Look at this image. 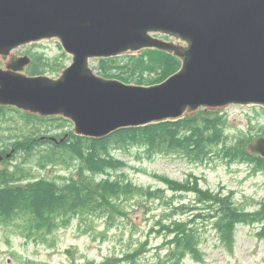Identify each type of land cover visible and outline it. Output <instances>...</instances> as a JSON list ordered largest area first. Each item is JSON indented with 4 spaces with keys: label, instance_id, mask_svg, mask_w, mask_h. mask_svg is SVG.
<instances>
[{
    "label": "water",
    "instance_id": "obj_1",
    "mask_svg": "<svg viewBox=\"0 0 264 264\" xmlns=\"http://www.w3.org/2000/svg\"><path fill=\"white\" fill-rule=\"evenodd\" d=\"M50 38L72 62L57 78L26 74L30 57L11 51ZM144 49L179 57V70L144 86L89 67ZM0 59V105L61 115L89 138L199 108L264 106V0H0ZM252 148L264 158V137Z\"/></svg>",
    "mask_w": 264,
    "mask_h": 264
},
{
    "label": "trees",
    "instance_id": "obj_2",
    "mask_svg": "<svg viewBox=\"0 0 264 264\" xmlns=\"http://www.w3.org/2000/svg\"><path fill=\"white\" fill-rule=\"evenodd\" d=\"M30 55L26 69L30 76L55 73L64 67L43 52ZM97 61L105 76L103 71L118 68L119 75L127 79L125 70L129 67L139 74L151 73L155 84L177 72L181 65L179 57L157 49ZM260 107L257 113L264 116V106ZM228 129L224 112L199 108L176 120L121 128L102 138H89L75 134L72 123L61 115L43 117L0 105V154L5 156L9 149L13 158L16 154L23 156L15 169L0 170V225L12 226L29 240L43 241L46 234L69 226L74 219L79 225H86V216L98 214L112 222L117 214L124 213L121 204L125 197L138 195L146 200H162L164 211L168 210L159 215L151 228V233L169 238L166 258L160 264H179L187 255L202 261V238L196 224L204 217L211 222L220 246L229 253L234 248L237 225L258 227L255 236L264 240V200L247 210L236 203L232 192L204 188L192 174L184 181L164 180V189L149 191L133 183L124 173L127 161L114 155L117 151L130 153L128 149L133 147L138 151L136 159L176 154L191 164H199L220 158L249 166L253 172H264V158L252 148L258 136L240 133L231 140ZM260 131L264 137V128ZM46 167L71 168V174H33L37 168ZM165 190L173 195L190 194L192 202L171 206L164 200ZM175 215L191 218L177 220L173 219ZM136 254H126L124 262L133 263Z\"/></svg>",
    "mask_w": 264,
    "mask_h": 264
},
{
    "label": "rangeland",
    "instance_id": "obj_3",
    "mask_svg": "<svg viewBox=\"0 0 264 264\" xmlns=\"http://www.w3.org/2000/svg\"><path fill=\"white\" fill-rule=\"evenodd\" d=\"M32 52H43L54 61L58 59L64 64L63 68L72 62V56L64 51L57 38L25 44L11 51L18 57L24 55L31 57ZM97 60L98 58L90 59L89 67L98 76L117 79L127 84L144 86L155 84L152 82L154 77L151 73L144 71L145 74H139L137 71H131L129 67L125 70V74H128L127 79L119 75L118 68L109 69L108 72L103 71L107 73L105 76L100 73ZM0 67L4 68L1 59ZM63 68L51 74L47 71L44 75L57 78ZM260 108V105H228L217 109L228 116L227 133L231 140L240 133L261 137L260 130L261 127L264 128V116L257 113ZM128 151L130 153L117 151L114 155L127 161L128 167L124 173L133 183L146 190L164 189V180L184 181L189 174H192L198 178L204 188L232 192L236 203L247 210L256 208L257 203L264 200V172H253L244 164L230 163L220 158L211 162L191 164L176 154L154 155L149 160L144 157L136 159L135 155L138 151L133 147ZM140 154L143 155L142 152ZM22 157L16 154L13 158L8 149L5 156L0 154V170L15 169V164ZM33 174L36 177L55 175L68 177L71 168L46 167L42 170L37 168ZM165 192L164 200L171 206L192 202L190 194L173 195L170 191L165 190ZM121 207L124 213L117 214L112 222L98 214L92 217L86 216L83 221L86 225L81 223L80 226L78 220L74 219L69 226L46 234L43 241L29 240L20 236L12 226L0 225V264H160V261L163 262L166 258V242L169 238L151 233L152 225L159 215L168 211H164L162 200H146L136 195L132 198L125 197ZM201 212L202 215L205 214ZM188 218L191 216H173V219L177 220ZM197 221L199 223L196 225L202 238L200 247L203 252L202 261L197 262L187 255L179 264H264V240H259L255 236L258 227L237 225L234 248L229 253L220 246L209 219L204 217L203 221L200 219ZM201 226L203 229H200ZM133 253H137L135 261L124 262L126 254Z\"/></svg>",
    "mask_w": 264,
    "mask_h": 264
},
{
    "label": "bare ground",
    "instance_id": "obj_4",
    "mask_svg": "<svg viewBox=\"0 0 264 264\" xmlns=\"http://www.w3.org/2000/svg\"><path fill=\"white\" fill-rule=\"evenodd\" d=\"M261 138V137H260Z\"/></svg>",
    "mask_w": 264,
    "mask_h": 264
}]
</instances>
